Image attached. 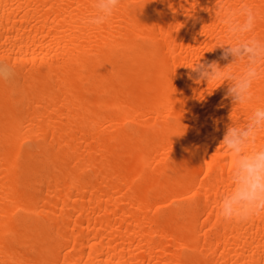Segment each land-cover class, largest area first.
I'll use <instances>...</instances> for the list:
<instances>
[{
  "label": "bare ground",
  "instance_id": "1",
  "mask_svg": "<svg viewBox=\"0 0 264 264\" xmlns=\"http://www.w3.org/2000/svg\"><path fill=\"white\" fill-rule=\"evenodd\" d=\"M92 3L0 0V264H264V213L218 211L264 76L233 106L186 68L231 61L229 11L264 39V0H121L99 27Z\"/></svg>",
  "mask_w": 264,
  "mask_h": 264
},
{
  "label": "clouds",
  "instance_id": "2",
  "mask_svg": "<svg viewBox=\"0 0 264 264\" xmlns=\"http://www.w3.org/2000/svg\"><path fill=\"white\" fill-rule=\"evenodd\" d=\"M120 4L121 0H93L92 15L85 23L96 27L104 25ZM257 18V12L249 6L225 13L221 23L232 42L216 47L223 49L220 59L231 57V61L221 67L216 60L201 62L200 58L192 67H186L190 69L188 79L197 85L206 82L207 86L211 82H227L224 98H230L233 106L250 102L254 83L264 76L260 71L264 66V39L250 36ZM234 67H239L238 74L233 71ZM193 72L198 74L195 78ZM10 77L7 67L0 68V79ZM261 131H264V107L255 108L243 125L232 120L226 125L220 144L234 157L231 190L224 193L218 203L219 215L226 222H245L264 213V146L250 147Z\"/></svg>",
  "mask_w": 264,
  "mask_h": 264
}]
</instances>
